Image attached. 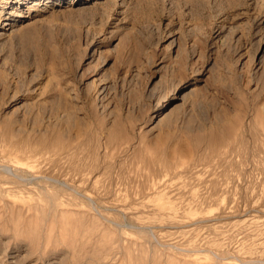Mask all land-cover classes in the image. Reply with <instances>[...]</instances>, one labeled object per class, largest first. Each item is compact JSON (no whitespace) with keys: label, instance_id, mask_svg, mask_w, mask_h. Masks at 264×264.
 <instances>
[{"label":"rangeland","instance_id":"obj_1","mask_svg":"<svg viewBox=\"0 0 264 264\" xmlns=\"http://www.w3.org/2000/svg\"><path fill=\"white\" fill-rule=\"evenodd\" d=\"M69 1L0 0V264H264V0Z\"/></svg>","mask_w":264,"mask_h":264},{"label":"bare ground","instance_id":"obj_2","mask_svg":"<svg viewBox=\"0 0 264 264\" xmlns=\"http://www.w3.org/2000/svg\"><path fill=\"white\" fill-rule=\"evenodd\" d=\"M78 1H79V0H70L69 3H70V4H73L74 2L77 3ZM86 1H88V0H86ZM104 1H107V0H104ZM169 1H170V2H174V1H177V0H169ZM3 24L5 25V27L0 28V38H2V37H4V36H7L8 33H9L8 31H9V30L11 31V27H10V23H9V22L4 21ZM105 89H106V87H105V86H102V87L99 89V93H103ZM70 93L75 94L76 91L73 90V91L70 92ZM1 252H2V251H1ZM11 256H14V255H11ZM1 259H2V258H1ZM11 263H13V262H11Z\"/></svg>","mask_w":264,"mask_h":264}]
</instances>
